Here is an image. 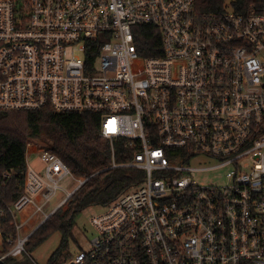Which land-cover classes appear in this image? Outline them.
Wrapping results in <instances>:
<instances>
[{
	"label": "built area",
	"instance_id": "built-area-1",
	"mask_svg": "<svg viewBox=\"0 0 264 264\" xmlns=\"http://www.w3.org/2000/svg\"><path fill=\"white\" fill-rule=\"evenodd\" d=\"M140 26L160 30L162 54L141 55ZM42 109L99 115L110 168L144 172L63 264H264V0L219 13L196 0H0V111ZM120 139L134 151L125 163ZM67 177L79 185L60 208L86 180L27 143L23 190L0 210L13 228L0 225V260L29 254V223L53 212Z\"/></svg>",
	"mask_w": 264,
	"mask_h": 264
},
{
	"label": "trees",
	"instance_id": "trees-1",
	"mask_svg": "<svg viewBox=\"0 0 264 264\" xmlns=\"http://www.w3.org/2000/svg\"><path fill=\"white\" fill-rule=\"evenodd\" d=\"M225 3L226 0H196V7L203 13H219L224 11ZM138 30L141 55L162 54L160 30L155 26H140ZM100 127V116L93 113H58L51 109L0 111V210L7 211L23 190L26 146L32 139L46 140L47 148L61 157L76 177L86 180L70 198L68 209H58L29 238L26 246L30 255L7 256L0 264H36L31 253L58 232L63 234L62 244L49 264H63L71 241H76L73 229L78 215L89 207L106 209L142 181L141 170L110 168L111 143L100 136ZM115 153L117 163H125L134 156L122 139L116 141ZM10 220L8 215H0V225L7 226L6 233L13 230ZM9 251L10 247L5 245L0 249V258Z\"/></svg>",
	"mask_w": 264,
	"mask_h": 264
},
{
	"label": "rangeland",
	"instance_id": "rangeland-1",
	"mask_svg": "<svg viewBox=\"0 0 264 264\" xmlns=\"http://www.w3.org/2000/svg\"><path fill=\"white\" fill-rule=\"evenodd\" d=\"M36 140L42 143V145L46 147L48 146L45 138V141L41 139ZM31 161L34 166H38V168L42 167L40 159L37 155H34ZM210 163V161L204 160L203 158H197L190 164L192 166H207ZM198 179L199 181H203L202 177H199ZM78 185V182L72 177H67L64 181H62L61 187L63 188V190L59 191V193L51 200L50 205L46 208V211L54 212L60 209V207H57L59 203L67 196L68 192H72ZM77 190H75L74 192H76ZM69 202L70 201L62 206L63 210L68 209ZM99 211L100 208L98 207H89L78 215V217L76 218V225L73 229V235L76 241H71L72 248L70 249V252H77L78 244L80 245V247L86 249L88 247L86 243H90V241L97 235L96 229L94 228V225L92 223V219L99 214ZM43 220V222L46 221V219L44 218ZM29 228L35 230L36 225L29 223ZM62 240L63 234L61 232L55 233L50 239H48L45 243H43L40 247H38L34 252L31 253L34 262L36 264H49L52 255L61 247Z\"/></svg>",
	"mask_w": 264,
	"mask_h": 264
},
{
	"label": "water",
	"instance_id": "water-1",
	"mask_svg": "<svg viewBox=\"0 0 264 264\" xmlns=\"http://www.w3.org/2000/svg\"><path fill=\"white\" fill-rule=\"evenodd\" d=\"M74 193H75V192H74ZM56 211H57V210H56ZM56 211L50 213V215L48 216V218H49L51 215H53ZM48 218H47V219H48ZM47 219H46V220H47ZM43 223H44V222H43ZM43 223H42V224H43ZM42 224H40V225L34 230V232H35V231H36V230H37Z\"/></svg>",
	"mask_w": 264,
	"mask_h": 264
}]
</instances>
